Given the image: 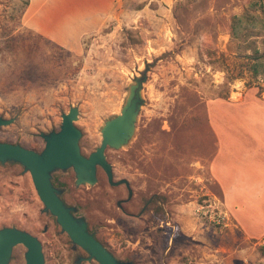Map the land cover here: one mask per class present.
Masks as SVG:
<instances>
[{
    "label": "rangeland",
    "instance_id": "rangeland-1",
    "mask_svg": "<svg viewBox=\"0 0 264 264\" xmlns=\"http://www.w3.org/2000/svg\"><path fill=\"white\" fill-rule=\"evenodd\" d=\"M28 2L0 0V117L14 119L0 127V141L40 151L41 133L59 130L77 107L89 155L142 79L133 135L105 151L114 180L130 183L124 207L139 215L141 206L142 214L118 206L129 188L110 184L102 167L95 184L77 185L73 168L57 170L65 199L131 264H264V238L248 239L220 217L209 172L216 147L209 104L251 99L264 110V75L247 68L254 49L264 55V20L232 35L234 16L264 0H125L102 30L70 41L73 50L24 23ZM12 225L40 238L45 264H99L44 211L30 172L9 161L0 163V228ZM26 250L15 246L9 264H26Z\"/></svg>",
    "mask_w": 264,
    "mask_h": 264
},
{
    "label": "crops",
    "instance_id": "crops-1",
    "mask_svg": "<svg viewBox=\"0 0 264 264\" xmlns=\"http://www.w3.org/2000/svg\"><path fill=\"white\" fill-rule=\"evenodd\" d=\"M125 0H29L24 23L73 50L102 30ZM74 37V38H73ZM76 50V49H74ZM258 109L253 112L252 108ZM216 147L209 172L231 223L246 238H264V110L253 100L209 104Z\"/></svg>",
    "mask_w": 264,
    "mask_h": 264
},
{
    "label": "water",
    "instance_id": "water-1",
    "mask_svg": "<svg viewBox=\"0 0 264 264\" xmlns=\"http://www.w3.org/2000/svg\"><path fill=\"white\" fill-rule=\"evenodd\" d=\"M143 80L138 79L132 86L131 93L122 113L108 120L103 128V139L89 155L82 153L80 138L81 129L75 124L78 108L71 107L63 114L61 128L49 133H41L45 139V147L37 151L19 143L0 141V162H19L25 171L31 173L34 185L45 205V210L57 217L62 230L67 232L75 245L88 252L87 260L95 259L99 264H131V261L120 260L96 236L89 231L88 222L84 216H76V207L69 206L60 196L61 189L52 182L53 172L66 171L72 167L76 173V184H95L97 168L101 166L107 173L112 185L126 183L130 197L132 189L127 179L114 180L112 164L107 160V147H121L131 138L135 128L136 117L143 102ZM13 118L0 117V127L13 122ZM24 244L27 247V264H44L42 242L26 230L16 226L0 228V264H8L15 245ZM82 259V258H81Z\"/></svg>",
    "mask_w": 264,
    "mask_h": 264
},
{
    "label": "trees",
    "instance_id": "trees-1",
    "mask_svg": "<svg viewBox=\"0 0 264 264\" xmlns=\"http://www.w3.org/2000/svg\"><path fill=\"white\" fill-rule=\"evenodd\" d=\"M264 20V5H251L250 9L240 15H235L232 21V35L240 38L250 32L251 27H256ZM248 70L254 77L264 75V55L259 49H254L248 63ZM105 245V244H104Z\"/></svg>",
    "mask_w": 264,
    "mask_h": 264
},
{
    "label": "flooded vegetation",
    "instance_id": "flooded-vegetation-1",
    "mask_svg": "<svg viewBox=\"0 0 264 264\" xmlns=\"http://www.w3.org/2000/svg\"><path fill=\"white\" fill-rule=\"evenodd\" d=\"M43 150V149H42ZM42 150H40V151H42ZM38 151V150H37ZM39 151V152H40ZM7 162H9V161H7ZM10 162H15V161H10ZM0 163H2V162H0ZM5 163V162H4ZM16 163H19V162H16ZM21 164V163H20ZM24 167V166H23ZM99 167H101V166H98V168ZM70 168H72V167H70ZM98 168H97V174H98ZM103 169V168H102ZM104 170V169H103ZM105 171V170H104ZM55 172H57V171H55ZM55 172H53V176H52V182H53V184H54V186L55 187H57V188H59V189H61V193H60V196H61V198L69 205V206H74V207H76V211H74V214L76 215V216H84V215H82L81 213H79V207L77 206V205H75V204H71V203H69L66 199H65V197H64V194H65V192H66V187H63L62 185H60L59 183H57L56 182V180L54 179V173ZM106 172V171H105ZM31 174V173H30ZM107 174V173H106ZM75 175H76V173H75ZM107 177H108V175H107ZM97 178H98V175H97ZM115 179V178H114ZM33 180V179H32ZM118 180H120V179H118ZM76 181V180H75ZM108 181H109V179H108ZM34 183V182H33ZM110 183V182H109ZM111 184V183H110ZM120 185V184H119ZM125 185H126V187L128 188V186H127V184L125 183ZM35 186V185H34ZM35 189H36V187H35ZM36 191H37V189H36ZM37 193H38V191H37ZM39 195V194H38ZM132 196H133V193H132ZM132 196L130 197V198H126V199H119L118 201H117V203H118V206L126 213V214H129V215H131V216H140L141 214H142V208H141V206H139V215H136L137 214V211H133V210H130L129 211V213H128V210H129V206H128V210H127V208H125L124 207V205H123V203H126V202H128V201H130L131 200V198H132ZM40 197V196H39ZM41 199V198H40ZM44 211H47V210H45V205H44ZM50 212V211H49ZM133 212H134V214H133ZM51 213V212H50ZM52 214V213H51ZM52 215H54V214H52ZM55 216V215H54ZM85 217V216H84ZM55 218H56V221H57V217L55 216ZM86 218V217H85ZM86 220H87V218H86ZM58 222V221H57ZM87 222H88V228H89V231L90 232H93L94 234H95V236L102 242V240L99 238V236L97 235V233L90 227V225H89V221L87 220ZM12 226H15V225H12ZM61 226V225H60ZM5 227V226H4ZM17 227V226H16ZM1 228H3V227H1ZM17 228H19V227H17ZM19 229H22V228H19ZM61 229H62V227H61ZM22 230H25V229H22ZM26 231H28V230H26ZM47 231V228H45V232ZM28 232H30V231H28ZM31 234H33L32 232H30ZM67 233V232H66ZM68 234V233H67ZM33 235H35V234H33ZM35 236H37V235H35ZM38 237V236H37ZM70 237V236H69ZM39 238V237H38ZM39 240H40V238H39ZM72 240V239H71ZM41 241V240H40ZM42 242V241H41ZM73 242V241H72ZM103 243V242H102ZM20 244H22V243H20ZM74 244V243H73ZM104 244V243H103ZM18 245V244H17ZM17 245H15V246H17ZM24 245V244H23ZM15 246H14V248H15ZM25 246V245H24ZM76 246V245H75ZM14 248H13V251H14ZM27 248V247H26ZM42 250H43V243H42ZM13 251H12V255H13ZM27 251V250H26ZM43 253H44V251H43ZM25 254H26V252H25ZM12 255H11V258H12ZM11 258H10V260H11ZM10 260H9V263H10ZM25 260H26V256H25ZM8 263V264H9ZM26 264H27V261H26ZM44 264H45V253H44Z\"/></svg>",
    "mask_w": 264,
    "mask_h": 264
},
{
    "label": "built area",
    "instance_id": "built-area-1",
    "mask_svg": "<svg viewBox=\"0 0 264 264\" xmlns=\"http://www.w3.org/2000/svg\"><path fill=\"white\" fill-rule=\"evenodd\" d=\"M216 207H217V206H216ZM220 208H221V207H220ZM219 215H220V217H221L222 219H226V218L229 219L228 214L226 213L225 209H223V208L220 209V213H219ZM227 224H228V223L226 222V225H227Z\"/></svg>",
    "mask_w": 264,
    "mask_h": 264
}]
</instances>
